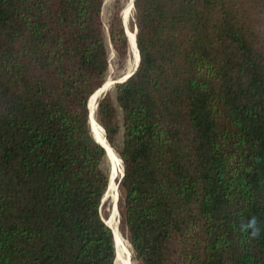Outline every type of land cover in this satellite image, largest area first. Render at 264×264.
Segmentation results:
<instances>
[{"label": "trees", "instance_id": "obj_1", "mask_svg": "<svg viewBox=\"0 0 264 264\" xmlns=\"http://www.w3.org/2000/svg\"><path fill=\"white\" fill-rule=\"evenodd\" d=\"M126 2L0 0V264H115L88 102L129 57ZM133 15L137 69L96 116L135 264H264V0Z\"/></svg>", "mask_w": 264, "mask_h": 264}, {"label": "rangeland", "instance_id": "obj_2", "mask_svg": "<svg viewBox=\"0 0 264 264\" xmlns=\"http://www.w3.org/2000/svg\"><path fill=\"white\" fill-rule=\"evenodd\" d=\"M129 1L130 0H127V2L125 3L124 9L127 7ZM111 6H112V0H106L105 6H104V9H103L104 16L108 15V13L111 10ZM124 9H123V11H124ZM123 11H122V17H123ZM132 12H133V10H132ZM123 21H124V18H123ZM125 25H126L125 29H126V27L128 29L127 30V33H128L127 35L130 36L131 33L135 29L134 28L135 25H134V15H133V13H130L129 17H127V24L125 22ZM111 56H112V53H111ZM134 67H133V59H132V57L129 54V57L127 58V60L125 61V63L123 65H119L116 68L115 67L114 68L111 67V69L109 70V74H108L107 80L109 79L110 81H116V80L120 79L121 77H123L124 75L130 73L134 69ZM104 93L100 97H102L104 95ZM107 94H109L114 99V96H115L114 85L112 86V89H108L106 91V95ZM100 97H99V99H100ZM96 120H97V116H96ZM97 122H98V120H97ZM98 124H99V122H98ZM117 146H119V145L117 144ZM111 148L116 152L117 156L119 157L118 152H117V148L116 147H111ZM120 162H121V160H120ZM106 166L108 168L109 178L110 179L115 174L114 175L115 178L114 177L113 178L115 179L114 180L115 183H117V188L118 189L117 190L113 189V190L109 191L110 188H111V185H110L109 190L107 189L106 194H105V196L103 198V201H102L101 209H100L101 215H102V218L105 220V222H107L108 224H112V225L116 224L117 226H119L120 236L123 238L124 241H126L129 244L128 237H127V231H126V228H125L124 224L121 221V216H120V206H121V203H122V201H121V191H120V188H119L120 177L118 176V173H115L116 172V166H115V164L113 162V158H112V166H111V161L107 157V165ZM121 166H122V163H121ZM122 172H123V169H122ZM117 211H118V213H117ZM129 248L131 250L130 244H129ZM126 251H127V249H126ZM128 260H129V263L131 262L130 264H135V261L133 259L132 250H131V256H129ZM119 264H124V261L121 260Z\"/></svg>", "mask_w": 264, "mask_h": 264}, {"label": "bare ground", "instance_id": "obj_3", "mask_svg": "<svg viewBox=\"0 0 264 264\" xmlns=\"http://www.w3.org/2000/svg\"><path fill=\"white\" fill-rule=\"evenodd\" d=\"M130 13H133L132 12V6H131V0L129 1L127 7L123 11V18H124V21L126 22V24H127V17H129ZM127 30L128 29L126 27V33H127ZM132 33L130 36H128V35L127 36H128V40H129V46H130V56L133 59V67H134L136 62H137L138 55H137V50H136L135 45H134V31ZM111 83L112 82L108 79L106 81V83L103 85V87L101 89H99L100 91L98 93H96L94 96L90 97V99H89V102H88L89 103L88 108H89V114H90L89 115V128H90L91 134L96 138L95 140L96 141L98 140L97 142H99L105 148L106 152L108 151L110 156L113 158V162L116 166V172L115 173H118V176L121 177L120 175H122L121 174L122 173V166H121L120 159L117 156L116 152L108 145V143L104 139V135L101 131L102 128H100V126L96 120V104H97V101L103 92L112 88L113 85ZM114 175L111 178V188L109 191H111L113 189L114 190L118 189L117 183H115V181H114L115 180ZM107 225L112 229L113 234H114L115 243H116L115 263L119 264L120 261L123 260L124 264H130L131 262L129 263V260H128L129 256H128V253L126 251L125 241L120 236L119 226H117L116 224L112 225V224H108V223H107Z\"/></svg>", "mask_w": 264, "mask_h": 264}, {"label": "water", "instance_id": "obj_4", "mask_svg": "<svg viewBox=\"0 0 264 264\" xmlns=\"http://www.w3.org/2000/svg\"><path fill=\"white\" fill-rule=\"evenodd\" d=\"M133 3H134V0H131V6H132V10H133ZM124 24H125V22H124ZM135 29H134V45H135V48H136V50H137V47H136V42H135V37H136V27H134ZM127 34V33H126ZM137 55H138V58H137V62H136V64H135V67H134V69L130 72V73H128V74H126V75H124L123 77H121L120 79H118V80H116V81H111L112 83V85H116V84H120V83H123V82H125L128 78H130L133 74H134V72L136 71V69H137V66H138V62H139V53H138V51H137ZM107 91V90H106ZM106 91H105V93H104V95L102 96V97H100V99L101 98H103L105 95H106ZM102 93V94H103ZM101 94V95H102ZM100 95V96H101ZM99 99V100H100ZM98 100V101H99ZM98 101H97V104H98ZM97 104H96V109H97ZM88 110H89V108H88ZM90 115V114H89ZM103 130V129H102ZM103 134H104V132H103ZM105 138V137H104ZM94 139V138H93ZM106 140V139H105ZM94 141L96 142V143H98L101 147H103L99 142H97L95 139H94ZM104 148V147H103ZM104 150H105V148H104ZM106 151V150H105ZM122 176H123V172H122V175H121V177H120V180H121V178H122ZM120 180H119V182H120ZM117 213H118V211H117ZM105 221V220H104ZM106 223V222H105ZM106 225H107V223H106ZM108 226V225H107ZM111 229V228H110Z\"/></svg>", "mask_w": 264, "mask_h": 264}, {"label": "clouds", "instance_id": "obj_5", "mask_svg": "<svg viewBox=\"0 0 264 264\" xmlns=\"http://www.w3.org/2000/svg\"><path fill=\"white\" fill-rule=\"evenodd\" d=\"M255 223H256V221H255V219H253V220H251V221L249 222V226L251 227L252 225H255Z\"/></svg>", "mask_w": 264, "mask_h": 264}]
</instances>
